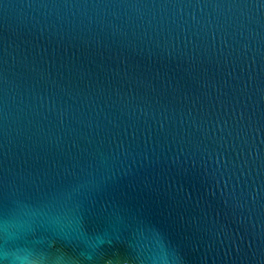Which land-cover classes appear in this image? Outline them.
<instances>
[{"label": "water", "instance_id": "obj_1", "mask_svg": "<svg viewBox=\"0 0 264 264\" xmlns=\"http://www.w3.org/2000/svg\"><path fill=\"white\" fill-rule=\"evenodd\" d=\"M4 253L264 264V0H0Z\"/></svg>", "mask_w": 264, "mask_h": 264}, {"label": "clouds", "instance_id": "obj_2", "mask_svg": "<svg viewBox=\"0 0 264 264\" xmlns=\"http://www.w3.org/2000/svg\"><path fill=\"white\" fill-rule=\"evenodd\" d=\"M6 261L8 264H37V261L30 257L19 255H13L10 257L8 253H4L0 256V264H6Z\"/></svg>", "mask_w": 264, "mask_h": 264}]
</instances>
